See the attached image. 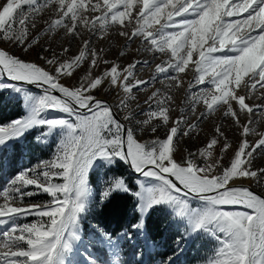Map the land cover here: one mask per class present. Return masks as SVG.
I'll list each match as a JSON object with an SVG mask.
<instances>
[{
	"label": "snow or ice",
	"instance_id": "obj_1",
	"mask_svg": "<svg viewBox=\"0 0 264 264\" xmlns=\"http://www.w3.org/2000/svg\"><path fill=\"white\" fill-rule=\"evenodd\" d=\"M46 11L50 15L44 21L45 34L63 29L66 35L78 37L87 29L103 36L116 26L129 40L141 39L145 51L168 58L156 64L151 80H144L136 72L148 60L121 66L105 59L103 50L98 52L90 40H84L72 56L67 55V47L59 54L40 56L45 66L0 47V77L41 89L32 94L16 84H0L23 94L26 111L0 124V146L33 129H41L38 142L49 137L55 142L51 159L20 169L6 185H0V226H4L0 264H125L120 258L121 242L138 236L145 216L157 210H167L175 222L183 224L178 250L184 239L207 235L219 247L206 264H264V196L235 184L237 179L264 177V168L251 166L253 154L264 150V133L256 132L252 120L241 124L242 115L259 111L264 116V103L246 102L264 89V0H4L0 40L30 51L40 43V36L32 37L31 30ZM85 63L87 72L77 85L62 82ZM101 63L109 67L93 75ZM190 65L195 76L188 82L189 107L170 123L173 90L184 85L181 74ZM157 77L167 81L166 90L152 91L145 100L144 118L137 120L131 106L133 89H143ZM105 82L122 90L123 98L115 108L94 95ZM198 105L205 109L199 118L223 109L224 116L242 129L244 138L228 166L222 161L232 145L219 125L203 148L176 158L180 136L197 127L183 113L195 115ZM49 112L63 115L50 118ZM161 126L167 127L164 138H138V132L147 129L155 134ZM248 135H259V139L252 143ZM121 163L144 179L136 181L138 190L122 175L106 173L100 182L96 203L109 200L114 192L137 199L136 222L114 234L89 224L88 216L94 207V171L104 167L111 171V166ZM40 194L50 199L24 203ZM236 206L247 210H233ZM29 216L37 217V222L18 223ZM109 251L112 259H107ZM97 252H103L104 261Z\"/></svg>",
	"mask_w": 264,
	"mask_h": 264
},
{
	"label": "rangeland",
	"instance_id": "obj_2",
	"mask_svg": "<svg viewBox=\"0 0 264 264\" xmlns=\"http://www.w3.org/2000/svg\"><path fill=\"white\" fill-rule=\"evenodd\" d=\"M3 3L4 0H0V5H2ZM49 15L50 12L46 11L41 17L37 19L36 27L31 30L32 37H35L36 35L40 36V43L39 45L34 46L30 51L25 52L18 45L14 43H10L5 40H0V47L9 50L12 53L21 56L24 59L34 61L41 64L42 66H45L44 61L39 58L40 56L50 57L53 52L59 54L65 47L69 48V52L67 55L72 56L78 53V51L82 47V43L84 40H90L91 46L94 47L98 52L100 50H103L101 52V55L105 59L114 61L120 64L121 66H126L127 64L132 63L135 60H148L150 63L138 65L136 72L137 78L144 80H151L155 75L156 64L168 58L167 56L162 54H153L148 51H145L144 49L146 48V44L142 43L141 39L136 38L129 40L127 37L120 35V29L119 27L116 26L110 28L107 34H104L103 36H101L99 32H90L87 29L81 30L80 35L78 37H72L70 35H66L63 29L57 30L54 34L53 33L45 34L47 26L44 23V21L49 18ZM45 48H48L51 51L45 52L43 50ZM122 52L125 54L120 55V53ZM195 58L196 57L194 56V59ZM108 67L109 65L101 63L98 68L94 69L93 75L100 74ZM87 69H88V63H85L80 69H78L74 73V75L71 78L65 77L63 78L62 82L68 86L77 85L80 78L86 74ZM181 75L185 83L180 89L173 90L172 94L174 98V104L172 105L173 111H171L170 113V117H171L170 123L171 121L176 120V118L182 114L181 113L182 109H187L189 107V105L186 103L188 98V82L193 80L195 76V70L190 65L189 69L186 70V73ZM0 84L7 85L9 83L0 80ZM16 85L17 87L24 88L27 92L32 94H39L41 92V90H37L27 86L18 85V84ZM166 85H167V81L163 77H157L152 83L147 85L145 88L133 89V95L135 99L131 101V106L134 109H136L138 113L137 120L144 118L143 113L148 109V106L145 104V100H147V98L151 95L152 91H154L157 88L164 91L166 90ZM205 86L207 85H202L201 87H205ZM198 90L199 89L197 88L193 89L194 92ZM261 92H264V89H259L258 91H255L251 95V98H246V102L249 105H253V104L259 105L264 103V98H260ZM0 94H3L0 102V106L7 105V110L10 112L15 110L13 109L15 108L14 107L15 104H17L19 101L23 102V94L17 93L11 88L8 87L0 88ZM94 95H96L97 98H103L111 101L113 108H115L116 105L119 103L120 99L123 98L122 90L119 88H113L107 82H105L104 86L101 87L99 90L95 91ZM10 103L12 104L11 107H9ZM137 105H139V108L136 107ZM204 110L205 109L203 105H198L195 115H193L190 111H185L183 113L192 122L196 123L197 127L194 131L190 132L189 135L180 136L179 141L176 145V158L179 160L181 157L187 156L189 152L196 153L198 149L203 148L208 142V140L215 134L216 126L219 125L221 127V130L224 132L227 140L232 145L231 149L227 152V154L224 156L222 161V163L225 166H228L230 160L233 157L234 151L237 149L241 140L244 138L241 135L242 129L234 123L231 117L224 116L223 109H219L214 113H210L203 118H199L200 113L203 112ZM25 114L26 111L24 106V115ZM46 115L51 118L63 114L57 112H49ZM6 117L7 115H0V124H6L10 122V121L1 122V120H4V118L6 119ZM249 120H252L254 122V124L251 126H254L256 128L257 133H264V116H261L259 111L251 115L245 114L241 116V124H247ZM133 127L137 128L138 126L133 125ZM166 132H167V127L165 126L159 127L155 134H152L150 130L146 129L143 133L138 132V138L141 141L154 139L155 136L164 138ZM40 134H41V129H33L31 132L26 133L23 138L19 140L10 141L4 146H0V153L4 149H8V150L12 149V145L15 142H21L23 140H26L25 143L26 158L24 161V165L22 166L21 169L34 167L42 160H49L52 158L55 150L54 138L49 137L46 142H38L36 137L39 136ZM247 139L250 142L254 143L256 140L259 139V135H248ZM219 149H220V145H218L216 149L217 155L219 154ZM253 155H254V159L252 160V165H251L252 168L253 169L264 168V150L258 149ZM122 165L124 166V164L122 163L111 166V171H109L108 167L98 168L94 171L93 175L97 178V183L93 185L92 199L94 206L102 204V203H96V197L99 195L97 189L100 186V182L104 179L105 174L107 173L109 176L112 175L121 176L116 172L117 168L119 167H121L124 177L127 179L129 185L133 186L134 190H138V187L136 186V181L138 179L143 180L144 178L140 177L139 175H135L130 170L127 164H126L127 169H123ZM10 179L8 180L6 179V182L0 185H6V183ZM235 184L248 185L249 187L253 188V190H256L257 192H260L261 194L264 195V177H261L259 180L247 179V178L237 179L235 181ZM49 199L50 198L47 195L40 194L31 198H27L24 203L42 204L47 202ZM135 200L137 201L136 198ZM233 210L246 211L247 209L240 206H236L233 208ZM37 219L38 218L35 216H29L27 218H20L18 220V223L20 224L33 223V222H37ZM171 223L174 225V229L177 230L179 236L178 238H180L182 233L184 232L183 224L175 222L173 218L171 219ZM3 230H4V226H0V231ZM138 236H134L133 240L131 241L121 242L122 249L120 253V258L125 262V264H133L132 259L134 257V254L136 255V259L138 260V254L135 253V251L133 252L131 250L133 244L137 246L138 245L142 246L143 240L140 237L141 232ZM157 245L150 244L152 249H157L158 248ZM191 245L194 246L193 249L195 250V254H197L198 256L196 259L197 264H206L207 260L213 256L215 249L219 247L218 242L207 235H200L195 238L189 237L184 239L179 246L180 249L182 250H178L177 240H176L174 244L169 246L170 251L168 256L165 258H160L158 262L155 261V264H168L169 257L172 258V264H176V263L180 264L181 263L179 259L180 256H183V252L185 251V249ZM93 251L95 252L96 250L93 249ZM96 254L100 257L101 261L105 260V256H103V252H97ZM107 259H112L110 251L108 252Z\"/></svg>",
	"mask_w": 264,
	"mask_h": 264
},
{
	"label": "trees",
	"instance_id": "obj_3",
	"mask_svg": "<svg viewBox=\"0 0 264 264\" xmlns=\"http://www.w3.org/2000/svg\"><path fill=\"white\" fill-rule=\"evenodd\" d=\"M3 94H0V102ZM11 107L12 104H9ZM15 110L8 111L7 105L0 106V115H7L6 119L1 122H7L20 118L24 115V104L19 101L14 106ZM33 135V134H31ZM26 140L21 142H15L12 145V149H4L0 153V184H4L6 179H10L15 173H17L22 166L26 158L25 154ZM123 169H127V165H122ZM117 174L123 175L121 167L117 168ZM95 184V183H94ZM93 184V185H94ZM137 201L134 196L124 192L112 193L109 200L104 201L102 204L96 205L91 209V215L88 216V222L91 225H100L105 227L114 234L120 233L128 228L129 224L136 222V217L139 213L136 211ZM172 217L168 215L165 210H157L150 212L144 219L145 234L148 239L161 240L162 248L155 254L147 251L145 254V260L143 264H151L157 260V257H167L169 254V246L174 244L177 240L178 233L174 229V225L171 223ZM194 246H188L184 251L186 264H192L196 260V254H192ZM133 252L137 251L135 244L132 245ZM104 255V254H103ZM131 262V260H130Z\"/></svg>",
	"mask_w": 264,
	"mask_h": 264
},
{
	"label": "water",
	"instance_id": "obj_4",
	"mask_svg": "<svg viewBox=\"0 0 264 264\" xmlns=\"http://www.w3.org/2000/svg\"><path fill=\"white\" fill-rule=\"evenodd\" d=\"M14 82V81H13ZM15 84H18V85H23V86H27V87H30V88H34V89H37V90H41V89H39L38 87H36V86H34V85H29V84H26V83H20V82H14ZM102 100H105V101H107V102H109L110 103V101L109 100H107V99H103V98H101ZM130 168V167H129ZM130 170L134 173V171L130 168ZM135 175H139V174H136V173H134ZM250 190H252V191H254L256 194H258V195H261V196H264L263 194H261L260 192H257L256 190H253V188H250Z\"/></svg>",
	"mask_w": 264,
	"mask_h": 264
},
{
	"label": "bare ground",
	"instance_id": "obj_5",
	"mask_svg": "<svg viewBox=\"0 0 264 264\" xmlns=\"http://www.w3.org/2000/svg\"><path fill=\"white\" fill-rule=\"evenodd\" d=\"M0 80L4 81V82H6V83H9V84L14 83L13 81H11L10 79H8L7 77H0ZM99 99H101V98H99ZM110 104L112 105L111 101H110ZM241 185H242V184H241ZM244 186L249 187L248 185H244ZM249 188H251V187H249Z\"/></svg>",
	"mask_w": 264,
	"mask_h": 264
},
{
	"label": "crops",
	"instance_id": "obj_6",
	"mask_svg": "<svg viewBox=\"0 0 264 264\" xmlns=\"http://www.w3.org/2000/svg\"><path fill=\"white\" fill-rule=\"evenodd\" d=\"M193 255H195V250H194V252H193ZM197 257H198V256H196V259H197ZM192 264H197V263H196V260H195V262L192 263Z\"/></svg>",
	"mask_w": 264,
	"mask_h": 264
}]
</instances>
